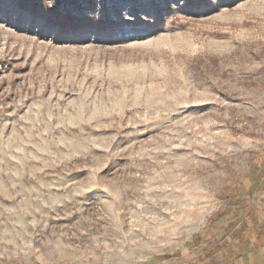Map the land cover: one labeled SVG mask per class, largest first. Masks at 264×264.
Here are the masks:
<instances>
[{
  "label": "rangeland",
  "instance_id": "374dc122",
  "mask_svg": "<svg viewBox=\"0 0 264 264\" xmlns=\"http://www.w3.org/2000/svg\"><path fill=\"white\" fill-rule=\"evenodd\" d=\"M168 3L53 29L0 0V264H138L264 215V0Z\"/></svg>",
  "mask_w": 264,
  "mask_h": 264
},
{
  "label": "crops",
  "instance_id": "0c3cea01",
  "mask_svg": "<svg viewBox=\"0 0 264 264\" xmlns=\"http://www.w3.org/2000/svg\"><path fill=\"white\" fill-rule=\"evenodd\" d=\"M232 223L221 239L202 250H180L138 264H264V215L245 214Z\"/></svg>",
  "mask_w": 264,
  "mask_h": 264
},
{
  "label": "snow or ice",
  "instance_id": "6c2138e0",
  "mask_svg": "<svg viewBox=\"0 0 264 264\" xmlns=\"http://www.w3.org/2000/svg\"><path fill=\"white\" fill-rule=\"evenodd\" d=\"M145 6L170 7L168 0H144ZM18 7L27 12L34 23L53 29L79 27L106 28L115 25H133L134 19L126 13L112 19L105 11L106 0H93L89 11H83L84 0H17ZM91 9H98L94 13Z\"/></svg>",
  "mask_w": 264,
  "mask_h": 264
}]
</instances>
